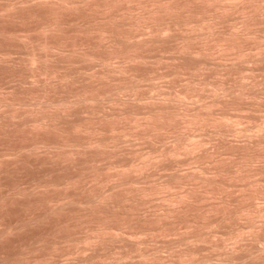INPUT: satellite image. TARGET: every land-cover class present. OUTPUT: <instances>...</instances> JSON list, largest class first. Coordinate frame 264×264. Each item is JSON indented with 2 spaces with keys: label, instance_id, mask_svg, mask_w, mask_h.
Wrapping results in <instances>:
<instances>
[{
  "label": "bare ground",
  "instance_id": "bare-ground-1",
  "mask_svg": "<svg viewBox=\"0 0 264 264\" xmlns=\"http://www.w3.org/2000/svg\"><path fill=\"white\" fill-rule=\"evenodd\" d=\"M6 2H2L3 4L0 3V5H4ZM36 5L41 8L47 7L48 9L44 8V11L48 13L50 11L47 12V10H51L55 16L83 7V10L87 11L89 8L95 15V20L93 23L92 20L91 23L90 21L84 23L85 20H77L83 22L81 25L78 22L77 25L75 23L74 28L77 26L81 28L79 31L84 36L85 40L82 42H80L82 37H79V41L76 38L73 42L69 41L70 38L72 40V37L68 38L69 36H66L68 39L65 37L67 39L65 41L63 39L55 40L59 38L57 37L54 39L57 42H52L53 37L63 28L60 24L64 22L61 19H59L61 22L57 20L58 16L51 17L53 20L45 18L46 22L43 19L44 21L41 22L44 23H37L36 32L39 34L38 38L40 36L42 39L36 41L34 38L35 40L32 41V37L30 41L28 39H31V36L28 32L22 34L30 37L22 36L25 39L24 41L21 39L22 43L24 42L23 45L27 44L29 47H25L30 48L27 49L25 60L30 85L27 84L28 81L26 84H22L29 78L22 79L24 81L21 84L28 86L27 88L22 87L26 89L25 91L22 89L25 92H22L25 94V98L22 100L20 98L23 97L18 98L16 92H13L12 96L16 93L17 97L15 98L18 100L8 98L9 94L11 95L10 92L8 95H5L7 93L3 94L6 97L1 96V108L5 106L7 110L3 108V111L6 112L0 115V122H9L8 124L12 122L10 124L13 125L12 127L8 125L12 129L16 124L17 126H15L18 128H14L12 132L14 130L17 132L20 129H26L27 132L28 130L36 131L35 133L56 129V132L59 127L57 132L62 134L64 130V134L60 135L58 142H55L57 141L55 139L54 143L39 142L42 139L39 140L37 136L39 141L35 138V144L30 145L31 148L27 149L29 151L24 148L25 151L22 150V152L24 151L26 154L33 152L34 155L40 154L43 149L46 155L42 156H45L44 158L48 156L53 163L47 161L53 164L52 166L57 164L56 169L59 168V165L63 171L70 172L69 174L67 172L69 178L65 175L67 178L65 182L68 179L77 180L75 178H80L79 180L84 178L90 180L91 178L93 181L99 179L98 182L101 179L104 182L114 180L115 182L119 181L115 184L126 182L125 184L128 189H131V192L136 187L133 190L134 196H132L133 193L131 194L126 186L124 188V184L117 185L119 191L124 189L126 194L130 192L131 196L126 195L130 200L135 201L140 198V200L138 199L140 203L141 197L154 194H159L158 196L163 198L160 197L163 202L158 210L163 204L165 207L161 208L159 214L151 215L158 227L151 224L157 228L150 229L149 227L141 232L145 233L150 230L147 234H151V237L152 235L168 237L171 233H176L175 238L178 240L175 238L173 240L170 237V240L175 242L166 245L169 238L164 239L168 240L166 242L162 240L165 246L170 247V249L167 248L170 250L169 252L165 251L173 253L168 254V257L167 254L163 255L162 258L159 256L161 252L159 245L153 247L157 250H153L149 241L148 245L152 249L148 250L152 251H148L146 250L149 247L147 244L145 250L143 247V249H139L143 244L138 241L139 244L136 245L138 249L135 247V250L138 251L135 253L137 261L134 259V262L130 255L132 252L120 255V252L116 253L114 260L118 264L120 261L121 264H127L128 261L130 264L132 260L134 263L139 261L142 264H151L153 260L159 261L161 264H206L209 261L211 264H221L222 262H214L219 261L217 257L212 258L214 260L212 262L211 257L214 255L211 256L209 253L203 255L202 249H198V247L204 245L208 249L207 251H212L210 254L215 250L214 254L217 255L225 250L220 249L226 246V241H231L233 243L231 245L235 247L229 248L230 251H228L230 244L225 247L228 252L225 250L224 257L221 255L223 263L264 264V115L261 117V114H264V65L262 64L264 63V0H9L3 8L0 7L1 20L2 15L5 16L6 13L9 17V14L11 16L16 14L17 9L19 11L23 6L25 9L27 6L36 7ZM25 10L28 11V9ZM61 16L63 17V14ZM39 24L41 25L39 26ZM72 25L73 23L71 27H73ZM78 27L76 29H79ZM33 33L32 35H35ZM61 34L64 35V32ZM50 35H53L51 41L48 39ZM75 35L79 36L78 32ZM247 44H251L250 48L248 46L250 52H247ZM170 52L174 55L167 54V56L176 57H173V62L169 61V63V57L166 62L167 56L164 54ZM5 54L9 53H0L1 56H4V60ZM215 54L225 57L232 55L234 60L241 64L251 62L254 65L253 68L262 64L260 68H257L259 75L255 76L258 72L252 73L253 68H248V72L252 71L249 72L250 75L244 73L245 69H239L240 64L239 66L233 64L234 60H232L234 62H230L231 65L229 62H223L229 66L219 65L221 68L216 66L215 62H209L213 73L206 72L208 65L210 66L207 61L209 58L212 59L211 56ZM164 56L166 58L163 59ZM22 60L18 62L22 64ZM2 61L1 59L0 63ZM76 63L89 64L93 66L92 69L96 67V71L93 70L91 73L84 71L87 72L84 75L85 79L78 82L72 75L75 69V72L78 70V65L74 66ZM212 64L215 65L217 71L214 70ZM70 66L74 67V71ZM159 67L163 73L159 72ZM164 68L166 72H164ZM155 70H158L159 74L155 73ZM151 71L154 72L153 74L159 75L162 80L167 77L171 81V77L173 79L175 77L185 78V82L181 83L182 80L179 79V86L182 85V87L181 89L178 87V91L169 90L170 81H168L170 86L167 84L168 89H160L161 85L159 88L157 85L152 86L154 83H151L149 76ZM214 71L216 74L219 71L223 72L221 76L217 75L215 78L214 75H211L214 74ZM81 72H78V78L83 77L80 76ZM208 73L216 80H212ZM145 82H148V85L152 84L149 88L151 91L148 92L155 91L156 94L151 93L150 95L144 91L148 90V88L145 89ZM164 87H166L165 84ZM207 97L211 98V102L205 103L207 99L209 100ZM199 101L201 103L196 105ZM192 103L196 106L189 107L193 105ZM105 105L108 106V109L110 105H115L118 108L113 106L111 109L110 106L111 108L108 110ZM15 106L27 109L24 112V108L22 111H17ZM0 110L2 111V109ZM216 110L218 111L215 112ZM245 111H247V115L253 114V112L262 113L258 114L260 117H257L256 113L255 116L250 114L247 116ZM233 112L236 113L233 114ZM15 120H20V122L17 121L14 124ZM63 126L69 127L80 137L76 134L75 140H71L73 137H68L73 136L71 132H68L70 129H64ZM80 134H85L86 137L82 138ZM97 135L98 137H96ZM78 138H82V140ZM130 138H132V143L133 138L135 139L133 144L138 142L135 149H132L134 146L129 148L132 145L128 141ZM36 141L38 142L36 143ZM139 142L141 146L142 144L143 146L144 144L148 145L149 149L139 146ZM136 147L145 148L147 151L141 152L142 149L138 150ZM159 168L164 172L160 170L158 173L156 170ZM60 173L62 174V172ZM141 179L143 181L139 182ZM145 179L155 180V182H152L153 184L150 186L148 181L149 187L146 185L148 187L146 188L144 185V188L141 184L146 183ZM131 185L134 187L130 188ZM122 186L123 188H121ZM124 191L117 193L120 197L121 194L125 196ZM114 194L116 195V192ZM108 195L109 198H107ZM111 196L114 195L111 193L101 194L100 192L99 195L93 196L91 204L95 202V204L108 206L109 203L103 204V202L111 199ZM127 197L125 198L127 199ZM121 198L124 202L123 197ZM147 198H144V201L149 200ZM134 201L130 202L135 203L136 201ZM109 202L112 201L109 200ZM158 210L155 213H158ZM134 213L137 214V211L130 214L132 219L134 217L139 219L140 212L138 216ZM148 215L150 216V214ZM149 216H145L147 220ZM186 216L191 217V220L185 222ZM143 217H140L139 220L145 219L142 223H147L145 222L146 218ZM180 217L183 218L181 222L184 221V224L178 221ZM167 223L175 226L178 223L184 225L185 231H181L182 234H180L181 232H178L183 230L182 227L177 229V226L170 227L167 226ZM108 228H100L101 230L105 229L103 231L106 234L98 230L102 233H99L100 238L97 235V238L90 237L85 241L91 244L97 241L96 239L106 240L104 236L110 235V231L108 234L106 232ZM108 230L113 231V229ZM122 230L124 231V229ZM123 231L121 232L127 233V235L130 233V237L135 236V239L139 237L136 236L139 231L134 230L133 234ZM134 232L137 234L134 235ZM147 234L145 233L144 236ZM125 235L122 237L123 240L119 239L122 243L126 240L125 238L129 237ZM149 235L147 236L149 237ZM113 236L115 235L110 237ZM133 236L128 239L133 240ZM148 237L146 238L150 239ZM99 240L93 245L103 244ZM249 243L256 245V248L258 244H263H261L262 247L259 246L260 248L249 249L247 248ZM177 245H186V247L184 246L185 248L182 247L183 250H180L177 249L179 248ZM217 249L218 252L220 250L219 253H217ZM165 256L167 259L164 258ZM218 259H220V255ZM122 261L124 262L122 263Z\"/></svg>",
  "mask_w": 264,
  "mask_h": 264
},
{
  "label": "rangeland",
  "instance_id": "rangeland-1",
  "mask_svg": "<svg viewBox=\"0 0 264 264\" xmlns=\"http://www.w3.org/2000/svg\"><path fill=\"white\" fill-rule=\"evenodd\" d=\"M5 1L8 2L9 0H5ZM5 1L4 0H0V3L3 4L2 2H5ZM5 4L2 5V6L0 5V7L3 8V6H5ZM23 7L22 8L19 7L20 8L19 11H18L17 8H16L17 11L16 10H13V11H16L15 12L16 14H13L12 16H11V14H9L10 16L8 17L6 15L7 14L6 13L5 16H7V17H5L4 15H2V20H1V17H0V53L1 54H3V53H9L8 55L5 54V57H6L5 60L8 61V62H6L3 59V57H4L3 55L2 56L0 55V58L3 61H5L4 63H2L3 62L2 61L1 62L2 64L0 63V91H1V93H0V99L4 96L3 94L7 93L5 95H8L9 92L11 93V95L9 94L8 98H14V99L18 100L17 98H15V97H17L16 96V93L19 96L18 98L23 97V98H20L21 100L25 98L24 97L25 94H23L25 92H23V90L25 91L26 89H23V88L24 87L27 88L28 86H23V85L26 84V82L28 80H30V78L28 76L29 75L28 74L29 72H28V69H27V65H26V61L25 60L27 58L26 56H27L28 50L30 48L29 49L26 48L25 46H27V47H29V46L27 44L26 45L25 44L23 45L24 42L22 43V40L24 41V39H25L23 37H28V35H24V36L22 35V34H24V32L25 33L26 32L29 33V35L31 36V39H28V40H30V41L32 40V37H33V40L32 41H34L35 39H36V41L38 39H42V38H40V36L38 38V35L39 34L36 32V28H38L37 23H39L41 21H44V20L46 22L47 19H45V18H50L51 20H53V18H56L58 16V19L57 20L61 19V21L64 22V23L62 22L63 24H60L61 28L63 27L66 30L64 31V29L62 28L59 31V33L56 34L55 37H53V35H50L49 36L50 38H48V39L51 41V37H53L52 42H57L59 39L60 40L63 39L65 41L68 38L72 37V40L70 38L69 41H73L74 42V40L76 38L79 41V39L82 37L80 39V42H82L83 40H85L84 39V36L80 32L81 31V28H79L78 26L77 27L79 29H76L77 27L74 28L75 23L77 25V22L78 21H84V20H85L84 23H88V21H90V23H91V20H92V23H93V20H95V15L92 14L91 10L89 8H88L87 11L86 10H83L84 7L83 8L80 7L81 9H76L75 11H69L70 13L67 12L68 14L64 12V13H62L63 14V17L61 16L62 14H59L57 16L53 15L51 13V10H47L48 9L47 7H42L41 8V6L39 7V6L36 5V7H38V8H36L34 6H32V7L27 6L28 8L26 7L25 9H28V11L25 10V9H23ZM44 8H47L46 9L47 12L48 11H50V12L46 13V11H44ZM78 10H80L82 12H79ZM13 11H12V13H14ZM89 11H90V14H88ZM49 13L51 15H53V16H51ZM47 14H49V15H47ZM10 17H11V19H10ZM51 17H53V18H51ZM93 17H94V19H93ZM70 18H72V19H70ZM4 19H6V20H4ZM88 19H90V20H88ZM73 20H74V22H73ZM65 22L68 23L69 26H66L68 24H66ZM41 23H44V22H41ZM70 23L71 24L73 23V25H72L73 27H71V24ZM64 24H66V25L64 26ZM78 24L81 25V24H83V22H78ZM40 25L41 24H39V26ZM28 29L29 30L31 29L32 33L34 31L35 35H32V33H30L31 31H29ZM32 29H34V30H32ZM62 30H63L65 36L63 34H61V33H63ZM76 31L79 34V36L77 35L78 37L75 35L77 33ZM2 32H4V33H2ZM11 34H13V35H11ZM15 34H17V35H15ZM19 34H21V35L18 36ZM60 34L63 35L64 37L61 36ZM66 36H69V37L67 38ZM20 37H22V38H20ZM57 37H59V38H57ZM17 38H19V39L17 40ZM28 38H30V37H28ZM55 38H57V39H55ZM54 39L57 40V41H54ZM78 41H76V42H78ZM80 42H78V43H80ZM70 43H72V42H70ZM78 43H76V44H78ZM246 46H247L246 47L247 48V52H250V49L249 48L251 47V44H249V45L247 44ZM248 46H249V48H248ZM248 49H249V51H248ZM167 54L172 55L173 53H171V52L170 53H165L164 55L167 56ZM152 55L154 56L155 54H152ZM11 56H12L13 59L12 58H9ZM214 56H211L212 59L209 58L210 61L208 60L207 62L208 63L209 62L210 63L215 62V65L216 66H219V65H223V67L224 66H227V65L229 66L230 62H234L235 61L234 60V56H232V55H228V56L225 57V56H221V55H218V54L216 56V54H215ZM168 57H169L170 60H168ZM173 57H176V56H173ZM173 57L167 56V59H165V61L167 62V60H168V62L169 61L170 62L171 61L173 62V59H172ZM164 58H166V57L164 56L163 59ZM231 58H233V59H231ZM8 59H12V60H8ZM220 59H223V60H220ZM20 60L23 61L22 64H20L18 62ZM232 60H234V61H232ZM218 61H221V63H218ZM236 61L233 64H238L237 66H239V64H240L239 69H242V70L245 69L246 72L243 70L244 73H247L248 74L249 72H252V71H249L248 72V70L250 68H253L254 67V65L251 62H246V63H242L241 64L240 62H236ZM223 62H227V63L229 62V64L223 63ZM12 63H14V64L11 65ZM249 63H251V64H249ZM262 64L264 65V63H262ZM75 65H78L77 72H75L76 69L74 71V67L73 66H70V67H72V69L74 71V74H72L73 77L78 82L79 81H82V79L83 80L85 79V77H84L85 73L86 74H87V72L91 73L93 70L96 71L95 70L96 67L94 69H92L93 66H90L89 64H86V63H83V64L82 63H76V64H74V66ZM85 65H88V66L86 67ZM215 65L212 64L213 67ZM261 65L260 66L259 65H256V66H257V68L258 67L260 68ZM89 66H90V68L92 70L89 68ZM162 67H161V69H163ZM219 67L221 68V66H219ZM257 68H253L256 72L253 70L252 73H255L256 74L258 72V74H256L255 76L259 75V71H258L259 69H257ZM149 69L150 68H148L147 70H149ZM159 69H160V67L158 68V70ZM69 70H67V71H69ZM158 70H155L154 72L159 74V72H161V71L159 70V72H158ZM211 70L212 69H211V64H210V66L208 65V69L206 70V72H209L210 71V73L211 72L213 73V71H211ZM214 70L217 71V68L214 67ZM84 71H87V72H84ZM215 71H214V74H211L212 76L214 75L215 78H216L217 75L218 76L219 75L221 76V74L223 72V71H219V72H217L218 74H216ZM78 72H81L82 75H80V76H83L82 78H80V77L78 78L77 77L78 74H79ZM154 72L153 71L149 72V76L151 77L150 78V81H151L152 84L154 83L153 85L152 84H150V85H152V86L157 85L158 88L161 85L162 87H160V89L167 88V87L170 86V84H168V81H170V78L167 79V77H166V78H163V80H162L161 78H159V75L157 76V74H153ZM164 72H166V69H165ZM161 73H163V72H161ZM210 73H208V74L210 75ZM247 74H246V76H247ZM206 75H207V73H206ZM211 75H210L211 79L214 80L215 78L212 77ZM248 75H250V73ZM251 75H253V74H251ZM25 78L26 79L29 78V79H27L25 81L22 80V79H25ZM152 78H154V79H152ZM171 78L172 79L169 82V83H171V86H170L169 90H171V91H178V89H179L178 87H180V89H181L182 85L179 86V83L180 82L181 83H184L185 82V78H175V77H174V79H173V77H171ZM164 79L165 80L167 79V80L165 81ZM179 79L182 80V81H180ZM217 79H219V78H217ZM22 81H24L25 83H22ZM148 82H145L146 83L145 89L148 88V90L147 89L146 90L143 89L144 91H147V92L148 91H151L149 89L150 88V85H148ZM27 84L30 85V82L28 81ZM164 84L166 85V87H164ZM167 84L169 86H167ZM172 84L174 85V87H173L174 89L172 88V86H173ZM11 90H12V92H11ZM13 92H16V93H14V96H12V93ZM148 93H150V95H151V93H153V95H154V93L156 94L155 91L154 92H148ZM148 93H147V96H148ZM4 97H6V96H4ZM207 98H209V97H207ZM210 99L211 98H209V100L207 99L205 103H207V101L211 102ZM203 101H205V100H203ZM200 103L201 102L199 101L198 103H196V105L197 104L199 105ZM192 104L193 105H190L189 104L190 105L189 107L196 106L194 103H192ZM107 105H105V108H106ZM2 106H3V104H2ZM110 106H109V109H108V106H107V109L108 110H110L111 107H112L111 109H113V106H115V105H113L111 107ZM15 107H16V109H18L17 111H22L23 108H24V107H22L20 109V106L19 107L18 106H15ZM3 108H5V110H7V107H5V106H3L1 108V102H0V109H2V111L0 110V115L6 112V111L5 112L3 111ZM114 108L117 109L118 107L115 106ZM26 109L27 108H24L23 112ZM217 111L218 110H216L215 112H217ZM245 112H246L245 115H247V111H245ZM18 113H20V112H18ZM235 113L233 112V114H235ZM242 113H244V112H242ZM255 113H256V115H258L259 113L261 114L262 112H258V114H257V112H255ZM255 113L253 112L254 115L252 113H249V114L252 115V116H255ZM249 114L247 116H249ZM263 115L264 114L262 113L261 114V117ZM257 117H260V115H258ZM74 118L76 120V117H74ZM77 119H79V118H77ZM17 121H18V123L20 122V120H15V122L13 121V123L15 124ZM0 123H1L0 124V156L1 155L4 156V154H5L4 157H0L1 158L0 159V163L2 164V165L0 164V264H110V263L112 264L115 261L114 258H116V256H115V255H117L116 253H119V252H120L119 255L121 253L122 254H125V253H128V252L129 253L132 252V254H130V255H132L133 260L135 259L137 261L138 258H136L137 257V254H135V253H137L138 251L135 250V249L137 248V246H136L137 243L139 244L140 241H141V243L143 245L140 244L141 245L140 246L141 248L139 247V249H143L144 248L143 250H145L146 246L149 243H150V246L152 248L154 246L156 247V246L159 245L158 247L161 248V252L159 251L160 252L159 253V256L162 257L163 255H166L167 254V257H168V254L171 253V252L168 253L170 251V250L167 249L169 246H165L164 245L165 243H163L162 240H164L166 238L167 239L169 238L168 239L169 241L166 240V241H168L166 243V245H169L170 242L171 243L172 242H175V241H171L170 239L171 238L172 239L175 238L176 237V235H175L176 233H174V234L171 233V235L170 236L168 235V237H162L160 235H157L158 237L156 235L155 236L152 235V237H151V234L150 235L147 234V232L150 231V230H147V231H145V233L147 235H149V237H150V239H147L146 237H148V236L147 235L144 236L145 233L143 232L144 233L143 234L141 232L143 229L144 230H146V228L149 229V227H150V229H155V228L158 227L155 224L156 222H155L154 218L151 217V215L153 216V213L154 214H159L161 208L162 207H165L164 204H163V206L161 208H159V210H158V207H160L162 205L161 202H163L161 200L162 197L161 196H158L159 194L158 195L157 194H154L152 196L149 195V196H147L148 198L147 197H141V202L140 203H139L140 198H138L139 200L138 199L137 200L135 199V201L137 202L136 203L134 200H130V198L128 199V197L126 195L131 192V189H128L127 188V186L125 184L126 182L125 183H122L121 182V183H118L119 186H121L120 184H122V185L124 184L123 185L124 188L126 186V189H128L130 191V192H128L126 194L125 191H124V189H122L124 191L123 193H125V196H124V194H121V197H123V200H124V202H122V198L120 197V195H118L119 193H121L122 190L120 189L121 191H119V189H118L119 186H117L118 184H115V183H117L119 181H116L115 182L114 180H112L113 182L112 181H106V182H104V180L101 179L103 182L101 180L98 182L99 179L97 181L94 179V181H93V180H91V178H90V180L88 178L87 179L86 178H84V179L81 178L82 180H79L80 178L79 179L78 178H75L77 180H72V179L70 180V179H68V181L65 182L66 179L69 178V175L68 174L70 172L67 171V170L66 171L65 170L63 171V169H60V166L59 165H58L59 168L56 169L57 164H54L56 167L55 166H52L53 164H51V163H53V162H51L49 160V157L46 156V158H44L45 156L44 157L42 156L44 154L46 155V153H45V151L43 149H41V151L38 150V151H40V154H34L33 155L32 154L33 152L31 154H29V152L27 154H26V152L24 153L25 150L31 148L30 145H34L35 144V142H34L35 138H36V140H38V138H39V140L42 139L40 141L38 140L39 142L46 141L48 143H54L55 140H57L55 142H58L60 140V137H61L60 135L64 134L63 133V131H64L63 129H62L63 130L62 131V134H60L61 132L60 133L57 132V131H59V129H58L59 127L57 128V131L56 132H55L56 129L55 130L54 129H49L50 131L48 130V132H47V130H45L46 132L45 131H42L43 133H41L39 131H37L38 133H35L36 131L35 132H31L29 130L27 132L26 129H22V130L20 129V130H17V132H16V130H14V132H12L14 128L15 129L18 128V127L16 128V126H17L16 124H15L16 126L14 125V127L12 129L11 127L13 125H10V124H12V122L10 124H8L9 122L6 123L4 121L3 122H0ZM8 125L11 126V127H9ZM64 126H63L64 129H67V130L70 129L69 127L67 128V127H64ZM66 126H68V125H66ZM7 127H9V128H7ZM19 128H22V127H19ZM68 132H71L72 135H73V136H68V137L69 138L70 137H73V138H71V140H75L77 133L72 132L71 129ZM66 134H67V132H66ZM80 135L82 136V138H85L86 137V136H84L85 134L84 135L80 134ZM37 136H38V138H37ZM96 137H98V135ZM82 138L81 139L78 138V139L82 140ZM131 139L132 138H130L128 141L131 142ZM133 140L132 141L134 143L135 142V139L133 138ZM167 140L169 141V139H167ZM38 141H36V143ZM213 142H215V141H213ZM213 142H211V143H213ZM133 143L131 142L132 145L130 143H127V144L131 145L129 148H131V147L134 146L132 149H135V145L138 144V142L136 141L135 144H133ZM26 145H28V146H26ZM145 145L146 144H144V146ZM210 145H208V146H210ZM24 146H26L27 148L24 147ZM139 146H141L140 142H139ZM144 146L142 144L141 147H144ZM141 147H139V148L142 149ZM145 147L147 149L148 148V145L145 146ZM24 148H25V150H24ZM139 148H137V149L140 150ZM22 150H24V151L22 152ZM19 151H21V152H19ZM27 151H29V150H27ZM145 151H147V150H145V148H143L141 150V152H145ZM17 152H19L18 154H20V155H18ZM11 153H13V154H11ZM14 153H16V154H14ZM21 153L24 154V155L22 156ZM16 155H17V157H19V156L20 157L17 158V157H15ZM35 155H36V157H34ZM10 158H12V159H15L16 158L17 160L16 159L15 160H12ZM3 159H5V160H3ZM1 160H3V161H1ZM47 160H49V162H51V163H49ZM45 162H47V163H45ZM43 163H45V164H43ZM53 167H54V169H53ZM160 170L161 169L159 168L156 171H158V173H160ZM60 172H62V174ZM67 172H68V174H67ZM161 172H164V171L161 170ZM60 175L61 176L63 175V176L61 177ZM65 175L68 176V177L66 178ZM64 178H65V180H63ZM150 179H153V178H150ZM150 179H148V180L145 179L146 183L144 182L145 184H143V185L140 183L141 186L144 187V185L146 186L149 182H150V186H151L155 182V180L151 181ZM78 180H79V182H78ZM142 181H143V179L139 180V182H142ZM134 185L136 186V184H134ZM138 185H137V187L140 186V185L139 186ZM123 186L121 188H123ZM147 186H146V188L149 187V186L148 187ZM133 187L134 186L131 185L130 188H133ZM34 188H36V189H34ZM114 188H116V189H114ZM134 188H136V187H134ZM134 188L132 189L131 194L133 193ZM139 188H142V187H139ZM100 192H101V194L102 193H105V194H108V193L110 194L111 193V195H114V196H111L110 197L111 199H107V198H109V195L107 196V198H106L108 200L107 203H106L107 200L106 201H104L105 199L103 200L105 202V203L103 202V204H108L109 203L108 206L107 205L103 206V205H101L99 203L98 204H95L94 201H92V202H94V204L93 203L91 204V200L93 199V196L94 195H99ZM112 192H113V194H112ZM114 192H116V195L114 194ZM117 192H119V193H117ZM97 193H99V194H97ZM131 194H129V195L131 196ZM91 195H93V196H91ZM163 195H165V194H163ZM132 196H134V193H133ZM125 197H127V199ZM149 197H151V198H149ZM144 198H147L149 200L145 199L147 201H144ZM109 200H111L112 202H109ZM129 200L130 201H134L135 203L130 202ZM89 201H90V203H89ZM100 201L102 202V200H100ZM83 202H84V204H82ZM127 202H130V203H127ZM79 203H81V204H79ZM129 204H131V205H129ZM147 206H148V208H147ZM53 209H55V210H53ZM156 210H158L157 211L158 213H155ZM136 211H137V214L134 213V214H136V216H138L139 214H141V216H138L139 219H140V217H143V215L145 217L146 215L149 216L148 214H150V216H149L150 218L148 217V220L145 217L146 218V221L145 222H147V223H142L145 219L144 220L141 219V221L139 219H137L136 217H134L136 219H134V218L132 219V216L131 215H132L133 212H136ZM154 217H155V215H154ZM182 217H184V216H182ZM186 217H188V218H186ZM186 217L184 219V220H186L185 222H187L188 220H191V217H189V216H186ZM182 219L183 218L180 217V219H178V221L181 224H184L185 223L184 221L181 222ZM152 221H153V223L154 222L155 223L154 224L153 223H150ZM151 224L153 226L156 225L157 227L154 228ZM170 224L171 223H167V226H170V227L175 226V225H172V224L170 225ZM144 226H146V227L144 228ZM176 226H177V229H179V227L180 228L182 227V229H183V230H180L178 233H180L181 231H183V232L185 231L184 225H179V223H178V225H176ZM105 227L106 228L109 227L108 229H113V231L111 232V230H108V229L106 230L107 234H108V231H110L111 233L109 232L110 235L104 236L105 238L103 237L104 239H106L104 241H102L103 240L102 238H101L102 239L101 241L99 239H96L97 241L99 240V242H102L103 244L99 243L100 245H96V244H98V243H96L95 244L96 246H95L93 244L95 242H97V241H95L94 243H91V244H88V242L85 241L87 238L89 239L90 237L95 238L97 235H99V233L100 234L105 233L103 231L105 229L101 230L102 228H105ZM170 227H168V228H170ZM129 228H130V230L128 231ZM122 229H124V231H127L128 233L131 232V234H133L132 231H134V230L136 232L139 231L138 234L136 232H134V235L137 234L136 236L137 237L139 236V237L138 238L136 237L137 239H135V236L132 235L133 236V240L130 241L128 239V238H130V239L132 238V236L130 237V233L128 235H127V233H122L121 232V231H123ZM98 230L99 231L101 230L102 233L99 232ZM169 230H171V229H169ZM95 233H96V235H95ZM141 233H142V236H140ZM105 234H103V235H105ZM180 234H182V232ZM111 235H115V236L117 235V236L116 237L113 236L114 237L113 238V237H110ZM118 235H121V237H118ZM124 235L125 236H129L128 238H125L126 240H124V242L127 241L126 242L127 244L125 243V245H124V242L123 243L121 242V240H123L122 237ZM80 237H82V238H80ZM98 237L100 238V235ZM177 237H179L178 234H177ZM119 239H121V240L119 241ZM175 240H178V238H175ZM143 241H144V243H143ZM146 241H147V243H146ZM216 241H217V239H216ZM218 241H219V239H218ZM133 244H134V246H133ZM225 244H226L225 247H227L228 244L231 245L233 243L231 241H226ZM261 244H263V243H261ZM261 244L260 245L258 244L257 245V248H260L259 246L262 247ZM162 245H164L166 248L164 246H162ZM230 245H228V246H230ZM248 245H249V247H247V248H249V249L250 248H253V247L256 248L255 247L256 245H254V244H250L249 243ZM150 246L148 248H146V250H148L150 248ZM184 246L186 247V245H182V246L180 245V246H178L179 248H177V249L183 250V248H185ZM232 246L233 245H231L230 247H228V251H230L229 248H232ZM263 246H264V244H263ZM130 247H131V249H133L132 251H131ZM225 247L222 248V249H220V250H222V251L224 249L226 250ZM233 247H235V246H233ZM152 248H150V249H152ZM160 248H159V250H160ZM154 249L157 250L156 248H153V250ZM169 249H170V247H169ZM198 249H202L201 250V253H203V255L204 254L206 255L207 253H209V255H211V256L214 255V257H211V260H212V258L214 259V258L217 257V260H219V261L212 260V262L214 261V262H217V263H219V262L220 263L221 262L223 263V260L221 259V255L224 257V255H223L224 253L223 252H226L227 251V250L226 251L224 250L223 252H220V250H219V252H220L219 253L218 252V249H217V253H219V254L216 255V254H214L215 253L214 252L215 250L213 251V253L210 254V252H212V251H210V250L207 251L208 249L204 245H200L198 247ZM165 250H167L168 252L165 251ZM111 251H113V252H111ZM148 251H152V250H148ZM177 251H179V250H177ZM204 251H205V253H204ZM239 252H237L238 255H239ZM161 253H162V255H160ZM134 254H135V258L133 256ZM240 254H241V252H240ZM219 255H220V259L221 260L218 259V256ZM164 258H166V256ZM133 260L130 261V262L132 263ZM135 260H134V262H135ZM153 261H152V263L151 262L150 263L151 264H154V263L157 264V263H159V261H157V262H155V261L153 262ZM120 262H119V264H121ZM123 262L124 261H122V263ZM125 262L127 263V261H125ZM134 262L132 264H138L139 263V261L136 262V263H134ZM209 262L206 263V264H211V262L210 263ZM114 263L115 264H118L116 261ZM245 263L247 264L248 262H245ZM127 264H129V261H128ZM139 264H142V263H139ZM159 264H161V263H159ZM223 264H225V263H223Z\"/></svg>",
  "mask_w": 264,
  "mask_h": 264
}]
</instances>
